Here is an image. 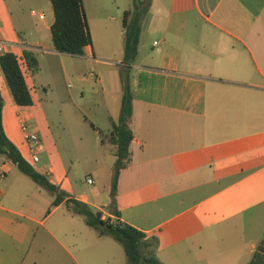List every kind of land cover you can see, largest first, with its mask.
<instances>
[{
	"label": "crops",
	"instance_id": "0c3cea01",
	"mask_svg": "<svg viewBox=\"0 0 264 264\" xmlns=\"http://www.w3.org/2000/svg\"><path fill=\"white\" fill-rule=\"evenodd\" d=\"M83 1L88 18L95 19L104 6V26L110 21L118 27L123 21L125 29L124 16L107 15L103 0ZM137 5L140 41L130 65L134 140L118 180L115 207L120 217L105 210L111 204L114 168L110 190L89 195L77 194L51 168H41L42 173L33 167L105 218L156 238L155 255L164 264H238L246 252L235 243L231 253L238 258L230 260V252L210 254L205 249L224 243V232L237 226L236 221L264 217V0H138ZM54 21L55 16L46 26L50 32ZM3 23L0 9V39L9 52H41L38 70L28 71L37 77L46 63L56 77L67 72L65 65L57 70L55 59L64 62V56L72 55L59 53L53 42L42 44L29 25L20 30V40L9 39ZM91 48L72 57L97 62ZM110 79L115 88H102L104 103L91 120L101 141H96L94 155L81 151L79 159L99 162L108 154L116 162L107 135L120 117L124 83L121 75ZM26 82L32 93L27 77ZM1 85L10 93L0 70ZM15 106L19 111L33 107ZM31 115H23L29 123ZM3 125L22 153L4 120ZM85 137L79 133L81 142ZM16 169L0 155V264H116L104 243L107 237L85 229L66 202L53 206L55 196L38 185L30 187ZM249 250L254 257L258 247ZM118 264L126 263L120 257Z\"/></svg>",
	"mask_w": 264,
	"mask_h": 264
},
{
	"label": "rangeland",
	"instance_id": "374dc122",
	"mask_svg": "<svg viewBox=\"0 0 264 264\" xmlns=\"http://www.w3.org/2000/svg\"><path fill=\"white\" fill-rule=\"evenodd\" d=\"M104 4L107 15L123 18L125 12H130V23L136 16V9L139 10L138 0H117V3L113 0H103ZM0 9L4 17L2 26L8 34L7 38L20 40V30L23 26L29 25L30 29L36 31L37 38L41 40L42 44L52 45L51 32L46 29V26L54 19L50 0H10V4L0 0ZM10 10H13V19ZM32 11H36L38 15H32ZM97 13L95 19L87 17L93 41L91 49L95 53V59H99L97 62L92 61L90 64L89 61L72 56H64L66 57L64 62L55 59L57 70L62 65L67 68L65 74L59 72L57 77L53 75L51 68L46 63L37 77L35 73L24 67L23 70L28 78L34 99V105L28 111L17 110L8 90L4 86H0L3 120L9 136L21 146L25 159L36 169L39 168L41 172L44 167L51 168L55 177L63 178L65 182L70 181L77 194L85 192L89 195L95 190L104 193L110 190L111 174L113 165H115V159L108 154L99 162L92 161L93 157L79 159L81 151H87L94 155L96 141H101L100 137L95 138V130L91 125L94 121L91 120L99 116L98 111L104 103L102 88L109 91L115 88L114 82L110 78L122 76L123 71L130 73V80L133 76L132 69L129 70L122 66L126 41V30L122 27L123 21H119L118 27L116 22L107 21L108 27L106 28L104 26V6L102 13L99 11ZM39 14H44L47 20L41 21ZM124 30L125 33H123ZM14 51L19 53L20 49L14 48ZM40 53L37 52L36 56H39ZM104 60L114 63L107 64ZM49 64L52 63L49 61ZM100 80L103 81V85L100 84ZM19 112L22 115L28 113L31 115L30 112H33L30 124L42 141L41 161L39 163H34L31 159L17 116ZM99 129L104 134V129L102 127ZM80 132L86 133L83 142L79 140ZM15 171L27 181L30 187L37 185L19 169ZM67 174L69 175L68 179L66 178ZM48 179L52 181L51 177ZM97 202L102 204L103 201L98 199ZM105 210L108 211V208ZM57 215L54 216V219ZM80 219L79 221L86 227L85 229H90L82 216ZM236 223L237 226H231L224 232V243L211 245L205 249V252L210 254L231 253L232 245L235 243L239 249L246 252V256L244 259H240L238 264L250 262L254 257L250 253L249 247L255 245L258 250L264 248V217L244 223L236 221ZM93 233H96L95 230ZM106 237L104 243L110 245L109 248L115 255L116 264H118L120 257L123 263L127 264V256L123 247L112 237ZM47 242L51 248L58 247L56 242ZM217 247L220 249L219 252ZM230 253L227 254V259L230 260L233 256L238 258V255L232 253V256H228L231 255Z\"/></svg>",
	"mask_w": 264,
	"mask_h": 264
},
{
	"label": "trees",
	"instance_id": "16d2710c",
	"mask_svg": "<svg viewBox=\"0 0 264 264\" xmlns=\"http://www.w3.org/2000/svg\"><path fill=\"white\" fill-rule=\"evenodd\" d=\"M55 21L51 26L52 42L55 49L62 54L72 56H84L86 48L92 47L93 41L90 27L84 8L83 0H50ZM130 12H125L124 27L126 41L124 47L123 65H130L138 56L140 41L139 19L129 21ZM33 72L39 68L38 58L35 53L27 49L22 55L6 53L0 59V70L14 103L20 108L31 107L34 104L32 93L27 85L23 68ZM130 73L123 71L122 81L124 92L121 105V113L118 121L112 123V130L107 135V142L115 147L116 162L114 165V177L111 191V204L109 212L116 218L120 217L116 209V195L118 180L121 171L127 167L131 159V144L134 133L130 128V120L133 115V100ZM1 94V91H0ZM105 142L104 140H102ZM0 155H4L8 161L14 164L24 175L32 179L38 186L43 187L55 196L53 206L57 207L66 202L73 214L82 216L85 223L95 230L100 237H112L124 249L127 256V264H164L155 255L157 239H149L147 235L129 224L119 221L113 222L111 218L104 219L101 211H94L87 203L71 198L70 195L52 183L48 177L37 171L33 165L25 159L18 147L9 140L3 125V103L0 99ZM249 264H264V248H260Z\"/></svg>",
	"mask_w": 264,
	"mask_h": 264
},
{
	"label": "built area",
	"instance_id": "2783aa9c",
	"mask_svg": "<svg viewBox=\"0 0 264 264\" xmlns=\"http://www.w3.org/2000/svg\"><path fill=\"white\" fill-rule=\"evenodd\" d=\"M32 15L37 16L36 11H32ZM46 16L44 14H39V19L44 20ZM9 45H7L6 42H4L2 39H0V59L3 57L6 53H10L8 51ZM20 119V127L24 136L25 143L27 144L31 159L34 163L40 162V154L42 150V141L41 138L34 132L31 124L28 122V120L23 116L19 115ZM91 182V180H90ZM102 212V211H101ZM104 214V213H103ZM104 219H107L103 217Z\"/></svg>",
	"mask_w": 264,
	"mask_h": 264
}]
</instances>
